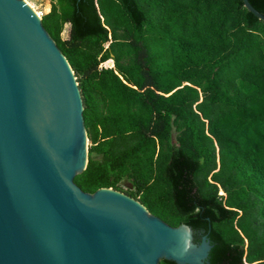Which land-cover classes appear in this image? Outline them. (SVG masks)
<instances>
[{"label": "trees", "instance_id": "16d2710c", "mask_svg": "<svg viewBox=\"0 0 264 264\" xmlns=\"http://www.w3.org/2000/svg\"><path fill=\"white\" fill-rule=\"evenodd\" d=\"M49 2L83 102L74 183L205 233L209 264H264V21L242 0Z\"/></svg>", "mask_w": 264, "mask_h": 264}, {"label": "water", "instance_id": "95a60500", "mask_svg": "<svg viewBox=\"0 0 264 264\" xmlns=\"http://www.w3.org/2000/svg\"><path fill=\"white\" fill-rule=\"evenodd\" d=\"M243 6L264 21L248 0ZM80 90L26 0H0V264H209L207 235L128 194L73 181L87 163Z\"/></svg>", "mask_w": 264, "mask_h": 264}, {"label": "rangeland", "instance_id": "374dc122", "mask_svg": "<svg viewBox=\"0 0 264 264\" xmlns=\"http://www.w3.org/2000/svg\"><path fill=\"white\" fill-rule=\"evenodd\" d=\"M32 8L38 13V16H41L43 13L47 12L49 9L50 2L49 0H26ZM69 24L66 23L63 26L61 37L66 38L68 36ZM124 187H128L126 182H123Z\"/></svg>", "mask_w": 264, "mask_h": 264}, {"label": "bare ground", "instance_id": "6f19581e", "mask_svg": "<svg viewBox=\"0 0 264 264\" xmlns=\"http://www.w3.org/2000/svg\"><path fill=\"white\" fill-rule=\"evenodd\" d=\"M28 3V1H26ZM30 4V3H29ZM35 11V10H34ZM35 13L38 15V13L35 11Z\"/></svg>", "mask_w": 264, "mask_h": 264}]
</instances>
